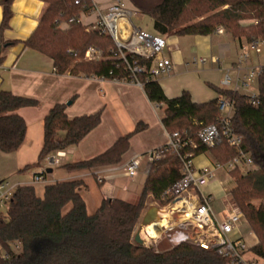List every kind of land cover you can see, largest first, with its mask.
Instances as JSON below:
<instances>
[{
    "label": "trees",
    "instance_id": "16d2710c",
    "mask_svg": "<svg viewBox=\"0 0 264 264\" xmlns=\"http://www.w3.org/2000/svg\"><path fill=\"white\" fill-rule=\"evenodd\" d=\"M42 1L46 9L37 29L25 42L27 47L50 56L61 74L70 72L119 80L125 77L115 68L111 75L113 65L109 61L82 60L88 47L97 46L107 52L113 44L97 31L86 30L81 20L87 11L85 4H75L74 0ZM12 2L1 1L4 17L0 31L9 26ZM146 12L153 19L155 32L164 37L209 35L222 26L233 37L245 38L249 43L264 40V0H162ZM245 19L258 22L243 26L241 22ZM61 22L67 25L62 26ZM9 44L3 42V47ZM143 89L150 101L164 107L162 122L167 131L186 134L198 145L187 146L184 153L193 152L194 158L210 152L221 164L238 155L239 151L222 137L213 147L199 142L202 126L218 122V98L196 103L188 92L168 98L158 81L145 82ZM218 93L233 102L231 126L242 137L241 147L257 167L245 173L240 169L230 172L235 177L231 194L249 229L259 239L253 254L257 260L264 261V67L258 76L257 104L251 102L252 96L236 90L220 88ZM38 103L33 98L0 91L2 152L17 151L26 137L27 123L15 111ZM66 108L65 104H56L50 109L44 119V140L38 161L25 169L40 166L50 153L76 146L101 123V111L71 118ZM140 129L138 125L103 154L63 166L72 171L117 164L128 150L131 136ZM181 166L177 154L165 151L152 162L136 203L107 198L93 213H89L82 195L85 184L81 179L49 183L43 196L36 193L34 185L17 186L6 214L0 210V264H229L214 251L188 242L166 251L134 243V231L145 211L147 196L152 194L161 205H166L168 200L163 198V193L182 176ZM16 245L20 247L18 253L14 251Z\"/></svg>",
    "mask_w": 264,
    "mask_h": 264
},
{
    "label": "crops",
    "instance_id": "0c3cea01",
    "mask_svg": "<svg viewBox=\"0 0 264 264\" xmlns=\"http://www.w3.org/2000/svg\"><path fill=\"white\" fill-rule=\"evenodd\" d=\"M1 1L0 25L4 17ZM98 1L106 3L108 0ZM128 4L138 8L130 2ZM45 9L46 3L42 0H13L9 26L0 31V91H10L39 102L37 106L21 107L15 111L27 123L26 137L17 151L5 153L0 150V179L11 176L14 168L29 170L41 166L25 169L35 162L26 158L29 154L39 156L44 140V119L53 106L65 104L66 112L71 118L98 111L102 114L101 123L79 144L68 148L69 152L63 159V164L103 154L119 138L133 132L138 125L141 129L131 136L129 148L119 163L91 170L72 171L64 166H52L50 167L52 172L48 173L51 175L50 183L83 180L85 186L82 195L87 208L90 207L91 210H96L107 198H119L136 203L151 168L152 152L167 144L169 140V132L162 122L164 107L150 101L143 87L136 83L57 72L54 60L50 56L25 44L37 29ZM91 19L93 17L87 18L86 21ZM82 20L85 22V17H82ZM165 38L167 47L163 55L171 59L173 69L158 82L168 98H175L183 92H188L194 102L204 103L218 98L220 88L240 93L241 88L252 91L253 86L250 84L249 87H244L242 81L251 70L264 67L263 43L261 52L251 53L238 69L239 55L247 49L249 42L245 38H235L225 30L209 35H169ZM3 42L10 44L3 47ZM201 58H206V61L199 62L198 59ZM227 76L231 83L224 86L223 79ZM255 78L256 93L242 94L253 96L258 93V76ZM208 153L212 159L206 156ZM6 155H16L15 165L7 169L1 166V162L8 159L5 162L8 164L9 159H14V156ZM133 157H138L140 165L137 174L129 177L126 173V164ZM193 162L196 169H201L206 166L213 167L216 160L210 152H206L194 157ZM34 173L28 177L23 174L16 176L15 184L34 185L32 181ZM214 183L215 181L203 187L205 193L213 196L212 207L215 201L213 191L217 186ZM155 201L152 194L147 196L142 217ZM223 209V203L218 212L213 207L219 218L222 217ZM240 233L247 237L253 247L257 245L256 234L249 229L247 221L240 225Z\"/></svg>",
    "mask_w": 264,
    "mask_h": 264
},
{
    "label": "built area",
    "instance_id": "2783aa9c",
    "mask_svg": "<svg viewBox=\"0 0 264 264\" xmlns=\"http://www.w3.org/2000/svg\"><path fill=\"white\" fill-rule=\"evenodd\" d=\"M74 2L86 6L87 11L82 14L85 22L81 18L87 26L86 30L97 31L101 36L110 38L113 43L107 52H103L97 46L88 47L82 57L83 61H109L113 65V69L109 72L111 75L114 74V68L121 70L125 77L120 81L136 83L142 87L145 82L158 81L172 71L171 59L163 55L167 47L166 38L138 25L137 20L142 19L139 9L131 7L126 0H108L106 3L98 0H74ZM90 17L93 19L86 21ZM72 21L74 20L70 19V22ZM61 25L66 26L67 23L61 22ZM223 31L222 27L216 29L217 33ZM263 43L264 40L250 42L247 49L240 53L237 68L240 69L241 64L251 53H260ZM198 61L204 62L206 58ZM261 70V68L251 70L245 76L242 85L249 87L252 78L259 76ZM98 78L107 79L104 76ZM230 83L231 79L228 76L223 79L224 86H229ZM255 96L253 95L251 99L253 104H257ZM217 107L218 122L202 126L198 132L199 142L204 146L213 147L222 137L230 147L239 151L238 155L227 164L216 162L213 167L196 169L193 162L194 153L187 154L183 151L187 146L197 148L198 145L190 136L179 131L169 133L167 144L152 152V162L161 158L165 151H172L181 158L182 176L164 191L163 198L168 200L166 205H161L157 200L154 202L153 206L159 209V219L154 223H159L161 220L165 222L160 226L159 233L152 234L153 228L150 230L149 225L142 229L141 236L146 247L164 238L174 247L175 239L177 244L188 242L212 250L226 259L229 264H259L257 259L248 258L249 253L253 254L254 247L248 242L247 237L240 233V225L247 220L231 192H227L222 200L224 209L222 217L219 218L212 207V194L203 191L204 186L216 181L218 170L224 169L230 173L234 169L246 172L256 168L251 156L241 147L242 137L231 126L234 115L233 102L227 97L219 96ZM68 152L69 150L65 149L48 154L43 160L40 171L33 174V183L46 182L48 168L62 165ZM139 165L138 157L131 158L126 164L127 175L134 177ZM16 188V184L5 179L0 180V210L9 206ZM176 231L179 235L172 237L171 233ZM15 248L20 247L16 245ZM5 257H8V254H5Z\"/></svg>",
    "mask_w": 264,
    "mask_h": 264
},
{
    "label": "rangeland",
    "instance_id": "374dc122",
    "mask_svg": "<svg viewBox=\"0 0 264 264\" xmlns=\"http://www.w3.org/2000/svg\"><path fill=\"white\" fill-rule=\"evenodd\" d=\"M128 1L131 4L135 5L136 7H138L137 9H139L140 12H141L142 19L137 20L138 25L144 27L147 31L156 33L155 32V29H154L153 19L150 17V15L146 11L148 9H150L151 7H153V6L161 3L162 0H128ZM255 20L256 19H245V20H243L241 22V24L243 26H247L249 24H254V21ZM220 27H222V26H220ZM234 77H235V74H233V78ZM250 84H251V86H253V90L252 91H250L248 89H243V88H241L240 91L242 93H248L250 95L253 94V93H256V91H257V79L255 77L252 78V80L250 81ZM6 156H14L13 157L14 159H12V160L9 159L8 164L5 163L8 159L6 161L1 162V166L4 167L5 169L9 168L11 165L14 166L15 165L14 163L16 161V159H15V156L16 155H6ZM206 156L208 158H211V155L209 153ZM33 157H35V158H33ZM36 157L37 156H35V154H34V156H32L31 154H29L26 159H33L32 161H35V162H32L31 163V164H33V163H36L38 161V157H37V160H36ZM7 158H9V157H7ZM42 165L43 164H41L40 167H34V168L29 169V170H23V168H21V169H15L14 168L13 171H12L11 176L9 175V176H6V177L1 178V179L8 180L11 183L15 184L16 176L23 174V175H25V177H28V176H30V174H32L34 172H39L40 169H41V167H42ZM63 165L64 164H62L60 166H63ZM244 173H245V171H244ZM216 178H217V180L215 181L214 184H216L217 186H216L215 191H213L214 198H215L213 207L218 212L220 210V208H221V203H223L222 199L225 197V194L227 193L226 191L232 190L234 188V186H235V181H234L235 180V177H234V175H230V174L226 173V171L223 169V170H220V171L217 172ZM50 181H51V175L50 174H47V181L46 182H40V183H35L34 184L36 193L39 196H43L44 195L45 186L47 184H49ZM87 209H88L89 213H93L95 211V210H91L90 207H88ZM1 211H3L6 214L7 207H3L1 209ZM142 218L143 217H141V220H142ZM140 224H141V221L136 226L135 231H134V234L138 230ZM177 235H179V232L178 231L171 233V236L172 237H175ZM255 240H257V244H258L259 239H258L257 235H256V239ZM134 243L137 245V243L135 241H134ZM173 243L174 244H177V241L174 239L173 240ZM150 246H153L157 251H166V250H169L170 248L173 247L172 244L167 239H165V238L159 240L157 243H154V242L151 243ZM14 251L16 253H18V252H20V249H16L15 248ZM248 258H254V259H256L255 256H254V254H252V253H249L248 254ZM258 262H259V264H264V261H262V260H258Z\"/></svg>",
    "mask_w": 264,
    "mask_h": 264
},
{
    "label": "water",
    "instance_id": "95a60500",
    "mask_svg": "<svg viewBox=\"0 0 264 264\" xmlns=\"http://www.w3.org/2000/svg\"><path fill=\"white\" fill-rule=\"evenodd\" d=\"M48 173L52 172L51 168H48ZM159 219V209L156 206H152L147 210V212L144 214L141 224L138 228V230L134 234V241L137 243L138 246H144V241L141 236V231L144 227H147L151 225L152 223L158 221Z\"/></svg>",
    "mask_w": 264,
    "mask_h": 264
},
{
    "label": "bare ground",
    "instance_id": "6f19581e",
    "mask_svg": "<svg viewBox=\"0 0 264 264\" xmlns=\"http://www.w3.org/2000/svg\"><path fill=\"white\" fill-rule=\"evenodd\" d=\"M164 223L165 222H163L161 220L159 223L151 224L149 229L152 230V228H153V231H151L152 234H156L157 235L159 233V231H160V226H162Z\"/></svg>",
    "mask_w": 264,
    "mask_h": 264
}]
</instances>
